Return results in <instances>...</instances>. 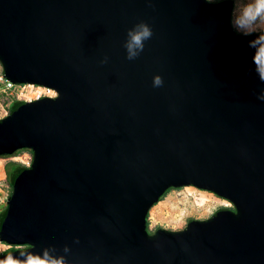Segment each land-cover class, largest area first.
<instances>
[{
	"label": "water",
	"instance_id": "95a60500",
	"mask_svg": "<svg viewBox=\"0 0 264 264\" xmlns=\"http://www.w3.org/2000/svg\"><path fill=\"white\" fill-rule=\"evenodd\" d=\"M229 0H0V66L56 97L0 119L32 155L0 215V264H264V91ZM152 37L127 59V32ZM162 84L153 86L154 77ZM228 201L148 231L168 189Z\"/></svg>",
	"mask_w": 264,
	"mask_h": 264
},
{
	"label": "rangeland",
	"instance_id": "374dc122",
	"mask_svg": "<svg viewBox=\"0 0 264 264\" xmlns=\"http://www.w3.org/2000/svg\"><path fill=\"white\" fill-rule=\"evenodd\" d=\"M222 0H212L219 2ZM232 3V12L236 0H230ZM261 33L259 30L253 34ZM0 66V74H1ZM22 94L27 98H32L38 91L36 86H24L20 88ZM18 91H13L11 95H0V119L7 116L11 106L15 101H24L23 95L18 96ZM25 97V98H26ZM32 155L29 150H20L11 157H0V213L5 210L6 200L11 193L10 178L7 176V167L14 166L18 168L22 165L28 168L31 164ZM223 208H232L231 204L214 195L213 193L200 191L193 187H182L180 189H171L159 202L154 205L148 213L147 227L150 233L159 229L179 231L184 229L190 221H200L209 218ZM15 247L0 242V255Z\"/></svg>",
	"mask_w": 264,
	"mask_h": 264
},
{
	"label": "clouds",
	"instance_id": "9594fccd",
	"mask_svg": "<svg viewBox=\"0 0 264 264\" xmlns=\"http://www.w3.org/2000/svg\"><path fill=\"white\" fill-rule=\"evenodd\" d=\"M206 2L212 4V0H206ZM230 24L233 31L240 36L249 37L258 30L261 32L249 41V47L255 49L253 63L256 65L259 81L264 83V0H236ZM152 34L151 28L143 22L136 24L127 32L124 48L128 60L139 56L144 49V42L149 40ZM161 84V77H154L153 86L159 87ZM258 99L264 101V91ZM41 264L46 262L41 261ZM54 264H61V262L57 261Z\"/></svg>",
	"mask_w": 264,
	"mask_h": 264
},
{
	"label": "built area",
	"instance_id": "2783aa9c",
	"mask_svg": "<svg viewBox=\"0 0 264 264\" xmlns=\"http://www.w3.org/2000/svg\"><path fill=\"white\" fill-rule=\"evenodd\" d=\"M26 85H14L11 82L7 81L6 79H4V77L2 76V73L0 74V95H11V93H13V91H18L19 93L18 96L23 95L21 92L22 90H20V88H23ZM30 86V85H28ZM34 86V85H32ZM38 88V91L35 93V96L32 98H27V94L23 95L24 97V101H20V102H32L35 100H38L40 98L43 97H48V98H54L56 97V92L50 88H46V87H40V86H36ZM26 97V98H25Z\"/></svg>",
	"mask_w": 264,
	"mask_h": 264
},
{
	"label": "trees",
	"instance_id": "16d2710c",
	"mask_svg": "<svg viewBox=\"0 0 264 264\" xmlns=\"http://www.w3.org/2000/svg\"><path fill=\"white\" fill-rule=\"evenodd\" d=\"M222 1H225V0H222ZM230 1V0H229ZM220 2V1H219ZM20 103L21 102H19V101H15L14 102V104L11 106V109H10V112H12V111H14L17 107H18V105H20ZM9 112V113H10ZM30 152V151H29ZM30 154H31V152H30ZM12 156V155H11ZM11 156H8V157H11ZM24 169H26V167H24V166H22V165H19V167L18 168H15L14 166H8L7 167V176L10 178V185H11V183H12V181H13V179L17 176V174L19 173V172H21L22 170H24ZM169 190H171V189H168L164 194H166ZM164 196V195H163ZM231 208H228V209H226V208H223L220 212H222V211H226V210H230ZM3 213V212H2ZM2 213H0V215L2 214ZM192 222H194V221H190V223H192Z\"/></svg>",
	"mask_w": 264,
	"mask_h": 264
},
{
	"label": "flooded vegetation",
	"instance_id": "af4514ba",
	"mask_svg": "<svg viewBox=\"0 0 264 264\" xmlns=\"http://www.w3.org/2000/svg\"><path fill=\"white\" fill-rule=\"evenodd\" d=\"M230 210H232V209H230ZM218 213V212H217Z\"/></svg>",
	"mask_w": 264,
	"mask_h": 264
}]
</instances>
